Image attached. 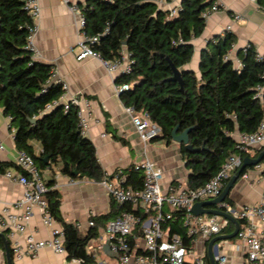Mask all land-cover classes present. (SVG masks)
<instances>
[{"label": "trees", "instance_id": "16d2710c", "mask_svg": "<svg viewBox=\"0 0 264 264\" xmlns=\"http://www.w3.org/2000/svg\"><path fill=\"white\" fill-rule=\"evenodd\" d=\"M25 1L0 0V104L5 115L11 117L16 147L29 152L41 169L60 165V171L73 179L87 177L101 181L105 172L94 144L78 127L77 108L72 105L64 111L62 103L47 108L60 99L63 87L61 83H47L53 65L36 60L26 47L32 18L24 9ZM256 1L264 7V0ZM212 3L213 0H182L176 15L152 0L80 3L86 17V33L100 35L93 48L105 60L116 59L126 50L133 61L131 72L117 78L120 84H132L120 94L124 105L149 113L161 128L155 139L171 143L175 126H179L180 133L191 128L189 143L194 150L188 151L180 144L190 171L187 181L191 188L211 179L224 160L235 152L237 131H255L264 117V90L262 98L255 97L258 86L264 87V59L257 57L253 43H248L246 50L245 46L238 49L236 56L241 62L238 66L233 59L226 58L237 42L236 35L225 30L209 39L202 49L199 75L186 68L194 54L192 41L206 26L203 12ZM169 60L181 72L182 89L178 81L171 79L173 70ZM33 141L41 145L39 154L35 153ZM45 157L49 162L44 161ZM12 165L15 163L0 162V172ZM75 168L84 176L73 174ZM126 171V184L142 187V172L134 166ZM54 183L53 179L47 182L49 209L64 229L68 258L79 259L82 264L96 263L86 245L91 237L98 235V225L108 221L113 212L93 217L97 225L83 235L62 217L61 196L53 188ZM226 201L233 204L228 197ZM120 209L116 204L114 212L119 213ZM172 213L171 233H183L184 211ZM231 231L226 229L225 233ZM183 240L191 246L193 237ZM205 263L211 264L207 253Z\"/></svg>", "mask_w": 264, "mask_h": 264}, {"label": "built area", "instance_id": "2783aa9c", "mask_svg": "<svg viewBox=\"0 0 264 264\" xmlns=\"http://www.w3.org/2000/svg\"><path fill=\"white\" fill-rule=\"evenodd\" d=\"M77 16V24L81 38L71 47L78 60L95 57L99 58L105 67L111 72L126 75L131 72L133 61L126 50L113 60H105L93 45L99 41L100 35L86 33V17L77 0H62ZM162 3L164 0H152ZM181 0H172L175 3L170 9L171 15H176L181 7ZM256 1V0H253ZM257 2V1H256ZM260 7V6H259ZM220 8L219 2L213 0L209 9L203 12L207 19ZM24 9L32 18V24L28 25V43L26 47L34 52V37L38 31L37 20L41 14L39 0H26ZM261 9L264 10V7ZM242 16L234 14L233 19L239 20ZM231 25L226 30L230 31ZM249 44H246L244 50ZM259 59H264V54H257ZM226 58L233 59L238 66L240 60L233 53V49ZM264 76V75H263ZM61 83L63 93L60 99L49 104L52 108L62 103L64 111L72 105L77 108L79 118L78 127L82 134H86L88 118L86 112L92 107L88 98L68 96V83L57 75L55 68L47 83ZM132 84H117L115 90L121 94L129 89ZM263 86H258L255 97L262 98ZM132 118L136 132L145 144L158 137L161 128L152 121L147 111L137 112L132 107H127ZM9 126L12 128L7 116ZM13 131L15 129L13 128ZM264 148V117L258 128L253 132H238L235 141V152L229 155L222 163L221 168L211 179L203 185L191 188L183 184L171 185L166 191L162 187L164 176L163 169L151 160H143L134 165V169L143 174V185L140 188L127 185V174L119 171L112 177L106 176L102 183L107 188L111 198L121 208L119 213L108 220L103 232L91 237L86 245L87 252L95 256L96 253L106 251L112 255V261L103 260L104 264H206L205 253H198L194 247L198 237L210 239L224 234L233 222L216 214H195L194 205L199 201L213 199L221 193L225 181L236 172L243 164L244 156L253 148ZM4 149V143L0 139V150ZM17 170L8 169L5 175L23 186L22 196L11 206L4 207L0 212V226H7L9 236L13 237L17 232H24L29 219L36 209L42 214L43 223L50 229L49 239H38L33 234L26 236L24 243L15 242L13 251L17 259L25 256H34L42 248H50L56 253L66 252L64 241L65 232L61 225L51 214L47 198L49 186L44 178L43 170L39 167L34 157L27 151L20 149L15 158ZM261 170L260 181L264 186V159L257 165ZM247 177V173H243ZM53 188H58L55 182ZM22 209L21 214L14 213L11 208ZM239 221L237 238L246 246V255L242 264H264V230L258 226L264 221V192L261 200L255 204L236 207L228 201L217 205ZM184 211L182 218L183 233H171L170 222L174 218L173 211ZM96 226L93 218L88 223ZM184 237H193L192 245L184 243ZM218 264H224L227 260L220 252L216 255ZM81 262V260L77 259Z\"/></svg>", "mask_w": 264, "mask_h": 264}, {"label": "crops", "instance_id": "0c3cea01", "mask_svg": "<svg viewBox=\"0 0 264 264\" xmlns=\"http://www.w3.org/2000/svg\"><path fill=\"white\" fill-rule=\"evenodd\" d=\"M83 1L77 0L78 3ZM217 1L220 8L206 19L203 33L192 41L194 54L186 68L192 69L198 75L202 49L209 39L214 35L223 34L229 25L230 31L235 33L237 38L233 47L235 55L238 49L250 42L255 45L258 53L264 54V10L258 3L253 0ZM39 3L41 14L37 20L39 28L33 40L35 47L33 57L53 65L57 75L69 85L68 96L74 95L91 100L92 107L86 112L89 123L85 135L95 146L98 161L105 172L104 178L112 177L119 171L125 172L136 163L148 159L163 169L162 187L165 191L174 184L188 186L190 171L186 166L181 145L158 138L147 144L142 142L132 123L131 115L126 110L120 94L115 90L119 84L117 82L119 75L111 73L99 58L87 57L78 60L71 51V47H74L81 38L76 14L62 0H39ZM174 5V2L168 0L158 4L163 10H169ZM236 13L242 18L234 20L233 16ZM237 133L238 131L234 134L235 141ZM119 138H123L126 143ZM0 139L4 143V149L0 150V162L15 163L19 149L15 144L13 128L9 126V120L1 104ZM33 145L35 153L39 154L42 150L40 143L33 141ZM260 149L262 148H253L244 158L247 156L256 158L258 156L256 153ZM8 169L17 170V167L12 165L0 172V212L4 207L13 205L24 191L21 184L5 175ZM42 170L46 182L53 179L58 185L62 217L66 222L73 223L83 235H87L92 228L88 224L90 218L113 212L110 218L112 219L118 214L114 212L115 201L102 183L104 178L101 181L87 177L73 179L60 171V165H52ZM244 172L247 173V177L242 174L227 196L236 207L259 202L264 192V186L260 181L261 170L257 165L248 167ZM235 173H232L231 177ZM229 179L225 181L224 187ZM11 210L16 214L22 213V209L12 207ZM106 222L98 225V234L103 232ZM58 224L61 225L59 222ZM258 226L264 230V221L259 222ZM230 228L233 232L235 224L228 229ZM0 232L7 237L13 264H82L75 258L69 259L67 251L56 253L47 247L40 249L34 256H25L21 259L15 257L13 251L15 242L24 243L27 235L33 234L38 239L51 237V231L43 223L42 214L38 209L29 219L24 232H17L10 237L7 226H0ZM212 238L198 237L194 245L196 251L206 254ZM0 241V264H8L5 242L1 236ZM220 243L223 245L220 253L227 258L224 264L243 263L246 246L242 240L235 237L226 243ZM94 258L95 264H104L103 260L112 262V255L106 251L96 253Z\"/></svg>", "mask_w": 264, "mask_h": 264}, {"label": "water", "instance_id": "95a60500", "mask_svg": "<svg viewBox=\"0 0 264 264\" xmlns=\"http://www.w3.org/2000/svg\"><path fill=\"white\" fill-rule=\"evenodd\" d=\"M180 2H182V0ZM80 3H82V2H79V4ZM126 43H127V41L124 42V44H126ZM169 63H170L172 70H173V76L171 77V79L178 81L180 83L181 89H182L183 88V81H182V77H181V72L175 66V64L173 62H171L169 60ZM190 130H191V128H187L186 130H184L183 132L180 133L179 132V126L177 125L174 127V129L172 131V139L174 142H177L179 144L183 143L185 145L186 150L193 151L194 149L191 146V144L189 143V132H190ZM263 159H264V148L256 158H253L250 156L245 157L243 160L242 166L229 179L228 183L223 188V190L221 191L219 196H217L213 199H210V200L199 201L193 207V212L195 214H216V215H220V216H223V217L229 219L230 221H232L235 224V229L233 232L217 235L209 241L207 253H208V257L210 259L211 264H218L216 255L219 254L220 249L223 247V245L220 242L226 243L230 239L235 238L238 231H239V226H240L239 221L234 216H232L231 214H229L223 210L218 209L217 205L226 200L231 188L234 186V184L239 179V177L243 174V172L248 167L258 165L259 163H261L263 161ZM44 161L46 163L49 162V158L45 157ZM73 174H76V175L79 174V171L77 168H75L73 170ZM79 175L81 177H83L84 173H80ZM0 236L3 238V240L5 242L7 262H8V264H13V257H12L11 250L9 248V243L7 241V237L3 232H0Z\"/></svg>", "mask_w": 264, "mask_h": 264}, {"label": "rangeland", "instance_id": "374dc122", "mask_svg": "<svg viewBox=\"0 0 264 264\" xmlns=\"http://www.w3.org/2000/svg\"><path fill=\"white\" fill-rule=\"evenodd\" d=\"M112 262H114V261H112Z\"/></svg>", "mask_w": 264, "mask_h": 264}]
</instances>
